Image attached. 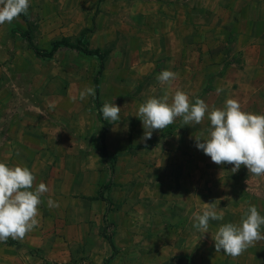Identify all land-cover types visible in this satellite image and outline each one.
<instances>
[{"label":"rangeland","instance_id":"rangeland-1","mask_svg":"<svg viewBox=\"0 0 264 264\" xmlns=\"http://www.w3.org/2000/svg\"><path fill=\"white\" fill-rule=\"evenodd\" d=\"M254 3L257 10L264 6V0ZM111 5L109 0H30L27 14H21L11 24L0 25V133L14 137L19 131L34 137L49 132L52 136L66 133L69 152L73 151L66 162L68 177L64 181L53 174L52 179L53 183H66L67 194L61 193L59 200H52L59 203L62 218L68 222L69 244L78 247V255L70 257V263L170 264L172 258L164 252L161 232L165 212L162 203L172 199L162 193L157 183L163 171L159 136L154 130L153 137L144 141V129L136 116L139 105L145 102L139 81V69L145 63L140 56V36L133 34L132 40H127L125 33L114 31V24H123L124 20L120 15L123 13L113 10ZM258 12L264 17V10ZM111 14L116 15L115 21ZM22 32L40 51L65 39L72 44L80 40L88 49L105 54L98 75L97 100L100 109L106 101L113 100L121 107L120 120L115 124L103 120L109 125L126 127L128 132L125 144H114L118 153L112 173L99 154L98 134L103 124L94 106L95 97L79 99L80 91L93 87L98 60L65 48L50 58L37 57L21 37ZM255 91L259 95L247 98L243 104L245 112L264 114V80ZM224 96L221 105L229 99ZM72 97H77L75 102ZM50 104L55 107L50 108ZM80 142L82 153H74L80 150ZM107 146L111 152L110 144L106 143ZM225 166L224 184L230 189L227 196L238 203L234 210L237 217H242L250 204L264 216V175L254 176L243 165L235 173L231 171L233 165ZM108 178L112 185L100 189ZM56 188L59 190L58 185ZM98 190L110 202L106 223L105 204L95 198ZM76 223L83 224V229L73 227ZM77 230L83 232L81 242L75 241ZM107 237L114 247L112 254ZM258 243L237 257L229 256L225 263L264 264V240ZM213 264L220 262L213 258Z\"/></svg>","mask_w":264,"mask_h":264},{"label":"crops","instance_id":"crops-1","mask_svg":"<svg viewBox=\"0 0 264 264\" xmlns=\"http://www.w3.org/2000/svg\"><path fill=\"white\" fill-rule=\"evenodd\" d=\"M244 1L109 0L113 10L123 13L124 23L114 24V31L125 33L127 40H132L133 34L140 36V56L145 60L139 69L141 97L146 101L165 92L171 97L179 89L193 103L197 97L203 99L211 111L213 107L223 108L221 98L227 95L238 100L245 111L244 102L250 95H259L255 89L264 80V17L258 12L264 6L257 10V0ZM115 16L111 20L115 21ZM233 56L237 59L232 60ZM163 70L178 76L161 84L156 77ZM217 88L223 91L217 93ZM210 127L206 114L200 124L183 125L178 117L167 128L157 130L163 169L157 183L172 199L163 200L161 232L164 252L172 258L170 264H213V258L226 264L229 255L216 252L215 234L220 225L239 224L241 220L234 212L238 203L227 196L230 189L224 184L225 164L213 163L195 147V137L207 138ZM127 134L126 127L107 125L104 142L105 147L110 144L111 152L106 147L109 155L117 158L114 144H125ZM82 147L80 142V150L74 153H82ZM71 153L65 132L35 137L26 131H19L17 137L0 133V162L9 167H28L35 176L33 190L40 183L48 188L41 197L39 225L22 240L9 238L7 243H0V264H72L69 258L78 255L77 245L74 248L69 244V225L62 218L61 207L49 208L47 204L49 198L59 200L61 193L67 194L66 183H53L52 175L67 179L66 162ZM211 202L217 205L218 213H223V220H210L208 233L202 234L192 226L193 213L202 214L204 203ZM83 226L73 224L81 230ZM81 230L76 232V242L84 239ZM257 244L254 242L246 251Z\"/></svg>","mask_w":264,"mask_h":264},{"label":"clouds","instance_id":"clouds-1","mask_svg":"<svg viewBox=\"0 0 264 264\" xmlns=\"http://www.w3.org/2000/svg\"><path fill=\"white\" fill-rule=\"evenodd\" d=\"M29 7L30 0H0V25L11 24L21 14H27ZM177 76L175 72L163 70L156 79L161 84H168ZM216 91L219 93L223 89L217 88ZM88 96L95 97V89L91 86L79 92L81 101ZM71 99L75 102L77 97ZM113 101H106L100 112L104 120L115 124L120 120L121 107ZM206 114L211 125L208 136L195 137V147L217 165H233V173L243 165L254 176L264 175V114L243 111L236 99L229 98L223 108L213 107L209 111L203 99L197 97L193 103L187 93L177 89L171 97L165 92L159 98H148L139 105L136 116L144 128L142 139L147 141L152 138L153 130L167 128L178 117L182 118L183 125L200 124ZM34 180L35 176L28 167H9L0 162V243H7L9 238L22 240L39 225L41 197L48 188L40 183L33 190ZM47 204L49 208L60 206L51 198ZM204 205L202 214L193 213L195 222L192 225L202 234L208 233L210 220H223V213L217 212L214 202ZM261 226H264V216L250 204L239 224L229 222L219 226L214 237L216 252L222 251L231 257L241 255L254 242L264 240Z\"/></svg>","mask_w":264,"mask_h":264},{"label":"trees","instance_id":"trees-1","mask_svg":"<svg viewBox=\"0 0 264 264\" xmlns=\"http://www.w3.org/2000/svg\"><path fill=\"white\" fill-rule=\"evenodd\" d=\"M22 19H23V21H25V19L23 17H22ZM20 35H21V37L26 39L28 45L30 46V49L33 52V54L37 57L50 58L57 50L65 48V49L74 50L76 52H80L86 56L95 57L98 60L99 66H98V70L95 74V77L92 79V86L95 89L94 106H95V109L97 112L98 119L103 124V127L101 128V131L98 134L99 154H100L101 158L103 159V161L107 164L110 173H112L113 167H114V161L116 158H115V155H109L107 153V150L105 147L104 135H105V129H106L108 123L103 120L102 113L100 112V104L97 100V96L99 93L98 75L100 74L101 70L103 69V61L105 59V54L100 52L97 49H88L80 40H78L74 44H72V43H69L68 41H66L65 39H61V40H57V41L52 42L47 51H40L31 43L26 32H22ZM111 185H112L111 179L108 178L107 181L105 182V184L103 186H101L100 189L106 190ZM95 198L99 199L100 201H102L105 204L103 219H104V222L106 223V213L108 211V207H109L110 202L108 199H106L102 196L101 190H98L96 192ZM106 241H107V244H108V246L111 250V254H112L114 251L113 244H112L110 238H108V237L106 238ZM105 263L106 262H104L103 264H105Z\"/></svg>","mask_w":264,"mask_h":264}]
</instances>
